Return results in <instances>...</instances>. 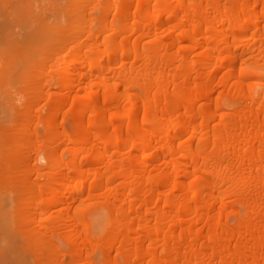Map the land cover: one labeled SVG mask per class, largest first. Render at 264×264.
I'll return each mask as SVG.
<instances>
[{"label":"bare ground","instance_id":"bare-ground-1","mask_svg":"<svg viewBox=\"0 0 264 264\" xmlns=\"http://www.w3.org/2000/svg\"><path fill=\"white\" fill-rule=\"evenodd\" d=\"M61 9L0 50V259L264 264V0Z\"/></svg>","mask_w":264,"mask_h":264},{"label":"rangeland","instance_id":"rangeland-1","mask_svg":"<svg viewBox=\"0 0 264 264\" xmlns=\"http://www.w3.org/2000/svg\"><path fill=\"white\" fill-rule=\"evenodd\" d=\"M69 0H0V50L22 54L28 46L36 45L38 33L44 24L54 23L61 14V7ZM58 5L54 14L47 11L51 3ZM0 264H15L6 258Z\"/></svg>","mask_w":264,"mask_h":264}]
</instances>
